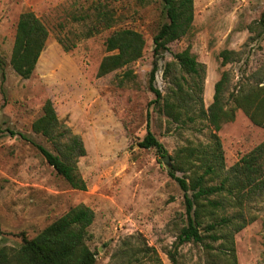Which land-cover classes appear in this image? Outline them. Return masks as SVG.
<instances>
[{
    "label": "rangeland",
    "instance_id": "1",
    "mask_svg": "<svg viewBox=\"0 0 264 264\" xmlns=\"http://www.w3.org/2000/svg\"><path fill=\"white\" fill-rule=\"evenodd\" d=\"M98 6L111 12V27L98 23ZM194 7L190 31L169 43L159 57L155 85L163 94L176 87L173 74L180 77L184 94L194 86L195 76L178 64L179 52L189 47L205 65L202 91H198L203 101L188 103V111L175 121L154 102L156 95L149 87L153 38L168 21L163 0H0L4 62L0 128L27 137L5 134L0 138V247L20 245L24 237H35L83 204L95 214L86 239L96 252L95 264H226L219 255L220 241L213 242V250L203 243H179L188 216L184 191L170 171L176 154L182 155L190 146L210 148L214 133L222 142L225 175L264 142V127L254 124L242 109L237 108L234 119L219 131L200 112L201 106L207 110L213 103L216 82L225 71L229 73L225 101L239 85L251 82L252 75L264 76V0H194ZM26 10L45 22L50 35L34 73L22 78L10 58L17 22ZM122 28L142 33L144 54L99 77L100 62L108 54L105 40ZM89 31L94 33L88 36ZM60 38L75 46L66 51ZM224 49L238 51L237 60L222 64L219 54ZM168 63H173V71L165 75ZM127 70L134 73L131 79L124 77ZM47 99L52 100L60 122L84 141L86 154L78 158L77 171L86 181L85 190L73 188L36 145L58 152L32 129ZM226 107L235 105L230 101ZM148 126L164 144L169 161L155 148L140 146ZM241 210L247 224L234 236L237 264H264V193L247 197L242 206L228 205L218 214L232 216Z\"/></svg>",
    "mask_w": 264,
    "mask_h": 264
},
{
    "label": "trees",
    "instance_id": "2",
    "mask_svg": "<svg viewBox=\"0 0 264 264\" xmlns=\"http://www.w3.org/2000/svg\"><path fill=\"white\" fill-rule=\"evenodd\" d=\"M163 1L168 21L160 27L153 38L154 60L149 87L156 95L154 102L161 105L163 113L179 121L183 113L188 111V103L203 101L198 91L199 93L202 91L205 65L197 60L188 47L176 57L181 69L195 76L194 86L190 89L192 91L184 94L183 83L180 77L174 74L173 83L176 87L172 88V91L163 94L156 87L160 54L168 48L169 43L184 37L190 31L195 17L194 0ZM96 9L98 23L111 27L114 21L111 12L99 6ZM93 33L89 31L87 34L90 36ZM49 35L47 25L33 10H26L20 14L10 58V65L20 77L32 76ZM59 41L66 51L75 46L67 44L61 38ZM105 45L108 54L100 62L97 72L99 77L140 59L144 54L146 40L141 32L132 28H122L113 31L106 38ZM219 56L222 58V64H226L237 60L239 52L224 49ZM172 64L166 65L165 75L172 73ZM0 67L4 70L1 57ZM133 76V71L127 70L124 77L131 79ZM252 77L251 82L243 83L238 89L231 91L227 101L223 94L229 83V73L225 71L216 82L213 103L207 110L203 106L200 107L201 116L207 118L216 131H219L225 122L234 119L237 108L242 109L254 124L264 127V76L258 73ZM196 94L198 95L195 97ZM230 101L235 107H226ZM32 129L45 136L57 148L58 152L54 153L43 145L36 144L47 162L73 188L85 190L86 181L77 171L78 158L86 154L84 141L69 126L60 122L51 99L45 101L43 114L33 122ZM5 134L19 135L27 140L23 133L9 127L0 128V138ZM213 138V145L208 149L185 147L182 155L176 154L174 157L170 175L184 191L188 216L187 225L179 233V243L191 241L203 243L209 250H213L215 249L213 242L220 241L219 255L225 258L226 264H237L234 236L246 226L247 220L242 210L236 211L232 216H219L218 211H224L228 205L242 206L247 197L252 198L264 193V142L243 155L231 168L230 173L225 175L222 142L217 133L213 134ZM139 144L144 148H155L162 155L167 153L164 144L149 126ZM177 172H182L183 175L179 176ZM221 176L219 183H212L215 178ZM94 217L93 209L83 204L77 205L35 237H24L18 246H1L0 264H95L96 252L86 244L87 228L94 221ZM207 239L209 241H206Z\"/></svg>",
    "mask_w": 264,
    "mask_h": 264
},
{
    "label": "water",
    "instance_id": "3",
    "mask_svg": "<svg viewBox=\"0 0 264 264\" xmlns=\"http://www.w3.org/2000/svg\"><path fill=\"white\" fill-rule=\"evenodd\" d=\"M164 159H165L166 161H169V156H168V155H165Z\"/></svg>",
    "mask_w": 264,
    "mask_h": 264
}]
</instances>
